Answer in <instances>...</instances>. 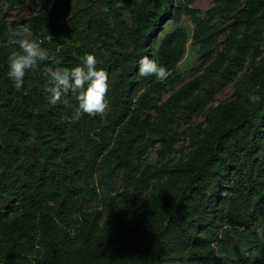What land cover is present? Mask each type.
<instances>
[{"label":"trees","instance_id":"obj_1","mask_svg":"<svg viewBox=\"0 0 264 264\" xmlns=\"http://www.w3.org/2000/svg\"><path fill=\"white\" fill-rule=\"evenodd\" d=\"M40 1L43 6L35 15L0 18V264H28L27 255L34 251L39 252V264H88L94 253L110 248L135 212L137 228L154 230V234L143 243L137 231L138 238L127 250L124 246L109 249V254H122L113 264H198L187 253L211 250L209 245L218 241L220 229L233 225L238 213L235 197L219 199L221 185L231 175L246 178L252 202L249 205L242 196L239 204L249 222L258 221L264 228L255 214L264 206V188L258 186L264 160L255 161L264 154L256 152L257 136L264 126V86L258 85L262 89L258 100L213 136L202 154L178 167L175 189L148 192L139 205L140 191L148 187L140 146L145 135L125 120L149 111L151 95L164 89L154 76L139 75V61L146 56L144 50L161 14L175 0ZM6 2L9 11L22 5L21 0ZM186 3L174 11L189 18L194 27L192 41L206 53L217 34L210 25L213 14L232 13L228 33L240 36L221 75L223 83L228 81L246 55H255V44L264 31V0H246L241 7L239 0H212L205 18L196 16ZM122 13L130 16L129 26ZM24 23L31 25L34 37L44 34L41 47L48 50L49 59L26 70L24 84L17 89L8 77L7 56L18 45L8 43V28ZM186 39L183 29L175 28L160 40L155 60L168 73L182 58ZM85 54L94 55L97 67L108 73L109 107L104 116L82 114L73 120L74 97H64L70 106L49 104L45 86L50 78L43 70L75 67ZM189 93L190 88L182 87L174 101L184 100ZM160 127L156 153L163 157L172 152V143L167 127ZM96 175L105 185L109 183L112 195L106 189L99 198L89 186ZM118 175L116 190L112 179ZM14 201L20 202V216L11 223L1 221V214ZM97 201L109 204L111 210L104 218V209L90 207ZM239 218L240 225L246 224L243 216ZM259 253L264 264V244Z\"/></svg>","mask_w":264,"mask_h":264},{"label":"rangeland","instance_id":"obj_2","mask_svg":"<svg viewBox=\"0 0 264 264\" xmlns=\"http://www.w3.org/2000/svg\"><path fill=\"white\" fill-rule=\"evenodd\" d=\"M7 0H0V18L6 20H18L24 17L35 15L43 6L40 0H21L22 5L13 10H7ZM178 6L176 0L168 8V11L161 14V20L155 34L148 41L145 53L150 59L155 60L156 51L163 36L175 28H181L186 34L184 53L174 69L168 73L164 80H158L164 87L163 91L151 95V109L143 112L138 118H130L129 125H132L135 132L144 133L145 138L141 141L142 168L148 175V187L140 191L137 204H142L148 192H157L166 188L175 189L178 181L176 170L183 163L191 161L204 152L210 144L213 136L222 132L223 127L229 125L237 117L241 110L249 109L250 105L258 100V92L262 91L258 85L264 86V31L261 32L256 42L255 55L249 53L241 62L235 75L228 81L222 82L221 75L228 65V58L231 57L235 43L240 34L232 36L228 33V23L232 19V13L228 15L213 14L210 25H213L217 34L213 37V44L209 52L200 50L198 45L192 41L193 24L182 12L176 14L174 9L182 7L186 1ZM246 0H239L241 7ZM189 9L195 11L199 18H205V13L213 7L212 0H191L186 3ZM124 23L130 25V16L122 13ZM264 29V23L262 24ZM31 39L41 42L45 39L44 34L38 37L33 35ZM211 48V49H210ZM206 53V56L203 54ZM50 68H45L43 73L50 78ZM182 87L190 88L189 95L182 101H174ZM143 90L139 91V94ZM257 91V92H256ZM174 101V103H172ZM107 111L103 114V116ZM160 125H165L169 130L172 152L159 157L156 151L159 149V141L156 138ZM165 130V128H162ZM256 152L264 151V126L257 136ZM258 159L264 160V154ZM232 171V170H231ZM233 172V171H232ZM231 172V173H232ZM230 176V175H229ZM261 184L264 188V174H261ZM120 176L113 178L115 184L113 189L118 190ZM97 190L100 198L101 191L109 192V183L105 185L98 175L89 184ZM232 195L236 198L237 215L233 225H224L218 235V241L209 245L210 249H204L195 254L187 253L191 262L198 261V264H263V255L259 253L261 245L264 244V228L258 221L249 222L245 217L244 210L239 202L245 196L249 205L252 202V192L249 191L245 177L231 175L221 185L219 199ZM220 201V200H219ZM102 206L99 202H93L90 207L97 208L102 212V217L109 211V204ZM264 205V204H263ZM111 210V209H110ZM50 210H48L49 212ZM21 214L20 202L14 201L1 214V221L11 223L14 218ZM256 217L264 222V206L256 211ZM137 213H132L127 218V223L115 236L107 250L96 252L87 259V263L99 261L101 264H113L119 261L121 255L109 254V249H117L124 246L127 250L130 242H135L138 232L141 233L143 243L148 242L154 230L150 233L146 229L140 230L135 224ZM240 216L244 217L241 224ZM163 221L161 220L160 224ZM261 222V223H262ZM158 227V222L156 221ZM158 229H156L157 231ZM138 231V232H137ZM142 231V232H141ZM189 255V256H188ZM28 264H39V252H32L27 255ZM172 264V261H169Z\"/></svg>","mask_w":264,"mask_h":264},{"label":"clouds","instance_id":"obj_3","mask_svg":"<svg viewBox=\"0 0 264 264\" xmlns=\"http://www.w3.org/2000/svg\"><path fill=\"white\" fill-rule=\"evenodd\" d=\"M119 6L118 3L117 7ZM104 11L107 12L108 9ZM31 36L30 24L24 23L15 28L11 26L8 28V43L18 45V50L10 51L7 56L8 77L14 81L17 89L24 84L26 70L49 59L48 50L41 47L42 41L37 42L31 39ZM97 63L94 55L85 54L80 64L75 67H57L55 70H50V84L45 86L48 103L51 105L63 103L70 106L64 97L71 94L76 102L73 120L79 119L82 114L90 117L103 115L109 107L106 99L109 91V77L104 69L97 67ZM139 75L154 76L158 80H164L168 76V69L156 60L145 56L139 61Z\"/></svg>","mask_w":264,"mask_h":264}]
</instances>
